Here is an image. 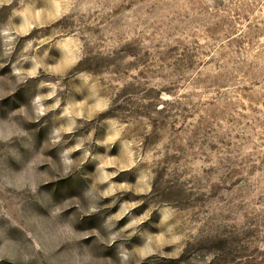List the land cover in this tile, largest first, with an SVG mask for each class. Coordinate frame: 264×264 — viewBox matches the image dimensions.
I'll use <instances>...</instances> for the list:
<instances>
[{
	"label": "rangeland",
	"instance_id": "rangeland-1",
	"mask_svg": "<svg viewBox=\"0 0 264 264\" xmlns=\"http://www.w3.org/2000/svg\"><path fill=\"white\" fill-rule=\"evenodd\" d=\"M0 264H264V0H0Z\"/></svg>",
	"mask_w": 264,
	"mask_h": 264
}]
</instances>
